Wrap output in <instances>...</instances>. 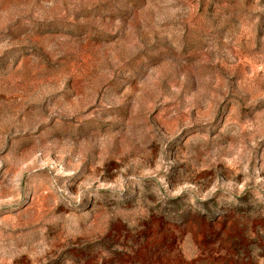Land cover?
I'll list each match as a JSON object with an SVG mask.
<instances>
[{
    "label": "rangeland",
    "instance_id": "obj_1",
    "mask_svg": "<svg viewBox=\"0 0 264 264\" xmlns=\"http://www.w3.org/2000/svg\"><path fill=\"white\" fill-rule=\"evenodd\" d=\"M0 264H264V0H0Z\"/></svg>",
    "mask_w": 264,
    "mask_h": 264
}]
</instances>
